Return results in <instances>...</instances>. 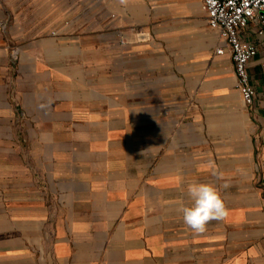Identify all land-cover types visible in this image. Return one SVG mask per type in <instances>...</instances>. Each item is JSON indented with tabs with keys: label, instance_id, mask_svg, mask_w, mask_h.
<instances>
[{
	"label": "crops",
	"instance_id": "1",
	"mask_svg": "<svg viewBox=\"0 0 264 264\" xmlns=\"http://www.w3.org/2000/svg\"><path fill=\"white\" fill-rule=\"evenodd\" d=\"M32 4L0 0V264H264V44L245 104L200 0Z\"/></svg>",
	"mask_w": 264,
	"mask_h": 264
},
{
	"label": "built area",
	"instance_id": "2",
	"mask_svg": "<svg viewBox=\"0 0 264 264\" xmlns=\"http://www.w3.org/2000/svg\"><path fill=\"white\" fill-rule=\"evenodd\" d=\"M209 26L216 29L228 46L233 63L235 87L245 104L255 98V88L248 72L249 61L257 54L259 43L264 44V0H200ZM256 23V40H249L242 33L251 23ZM217 53H224L220 46ZM264 56V46L262 48ZM264 74V63L262 65Z\"/></svg>",
	"mask_w": 264,
	"mask_h": 264
},
{
	"label": "clouds",
	"instance_id": "3",
	"mask_svg": "<svg viewBox=\"0 0 264 264\" xmlns=\"http://www.w3.org/2000/svg\"><path fill=\"white\" fill-rule=\"evenodd\" d=\"M209 167L212 174L217 175L215 164L210 163ZM187 191L193 203L191 206L181 205L179 210L183 223L194 233L202 234L211 221H222L228 216L224 201L214 185L193 182Z\"/></svg>",
	"mask_w": 264,
	"mask_h": 264
},
{
	"label": "rangeland",
	"instance_id": "4",
	"mask_svg": "<svg viewBox=\"0 0 264 264\" xmlns=\"http://www.w3.org/2000/svg\"><path fill=\"white\" fill-rule=\"evenodd\" d=\"M30 1L31 0H5V2L7 3H11L13 9L15 10L16 13H21V17L23 18V16H26L27 18L21 19V20H25L28 25H31L33 23L36 22V20L34 17H36L37 13L35 12V10L30 11V9L26 10V7H32L34 4L30 5ZM9 14V17H12V13H10V11L7 12ZM34 18V19H33Z\"/></svg>",
	"mask_w": 264,
	"mask_h": 264
}]
</instances>
